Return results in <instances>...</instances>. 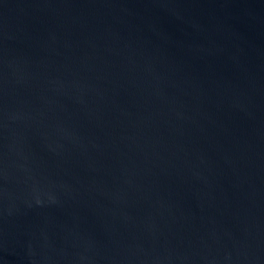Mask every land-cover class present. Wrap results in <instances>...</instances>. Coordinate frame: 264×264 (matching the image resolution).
<instances>
[{"label": "water", "instance_id": "water-1", "mask_svg": "<svg viewBox=\"0 0 264 264\" xmlns=\"http://www.w3.org/2000/svg\"><path fill=\"white\" fill-rule=\"evenodd\" d=\"M0 264H264V0H0Z\"/></svg>", "mask_w": 264, "mask_h": 264}]
</instances>
